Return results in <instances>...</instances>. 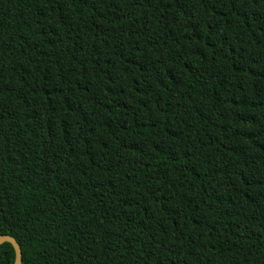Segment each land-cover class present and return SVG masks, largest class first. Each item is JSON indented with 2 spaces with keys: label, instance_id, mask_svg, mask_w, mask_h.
I'll return each instance as SVG.
<instances>
[{
  "label": "trees",
  "instance_id": "1",
  "mask_svg": "<svg viewBox=\"0 0 264 264\" xmlns=\"http://www.w3.org/2000/svg\"><path fill=\"white\" fill-rule=\"evenodd\" d=\"M2 234L22 264H264V0H0Z\"/></svg>",
  "mask_w": 264,
  "mask_h": 264
},
{
  "label": "water",
  "instance_id": "2",
  "mask_svg": "<svg viewBox=\"0 0 264 264\" xmlns=\"http://www.w3.org/2000/svg\"><path fill=\"white\" fill-rule=\"evenodd\" d=\"M4 242H9L14 247L15 260L13 264H22V260H23L22 249H21L19 242L16 240V238L9 234H2L0 235V244Z\"/></svg>",
  "mask_w": 264,
  "mask_h": 264
}]
</instances>
